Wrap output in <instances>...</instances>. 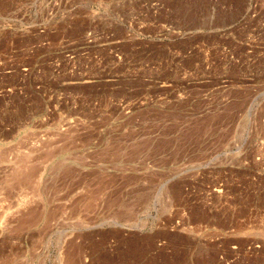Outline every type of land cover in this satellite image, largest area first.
Segmentation results:
<instances>
[{
	"label": "rangeland",
	"instance_id": "1",
	"mask_svg": "<svg viewBox=\"0 0 264 264\" xmlns=\"http://www.w3.org/2000/svg\"><path fill=\"white\" fill-rule=\"evenodd\" d=\"M0 264H264V0H0Z\"/></svg>",
	"mask_w": 264,
	"mask_h": 264
}]
</instances>
